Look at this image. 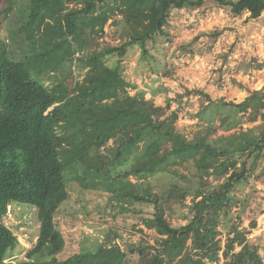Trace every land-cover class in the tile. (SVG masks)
Wrapping results in <instances>:
<instances>
[{"label":"trees","instance_id":"trees-1","mask_svg":"<svg viewBox=\"0 0 264 264\" xmlns=\"http://www.w3.org/2000/svg\"><path fill=\"white\" fill-rule=\"evenodd\" d=\"M207 1L29 0L11 8L15 26H0V264L24 250L6 222L16 204L35 207L40 223L36 242L16 264H264L259 245L249 238L264 203L256 185L264 177V170L258 174L264 86L249 90L234 81L249 92L241 102L186 89L187 95L203 97L196 116L209 122L189 138L177 128L173 98L157 105L155 93L147 98L138 83L153 75L177 76L167 55L175 44L172 15ZM211 1L235 17L254 20L264 14V0ZM7 31L20 38L23 56L3 38ZM223 32H200L176 48L203 54ZM202 36L208 38L205 49L199 46ZM256 67L264 69V62ZM240 69L247 71L248 64ZM244 117L262 122L211 138L219 129L238 127ZM216 118L219 124H213ZM159 172L191 180L181 185L149 179ZM73 182L110 192L114 209L153 206L143 221L157 233L155 244L123 249L113 232L95 250L61 258L67 240L56 212L70 198ZM247 183L251 192L237 195ZM175 203L189 207L184 225H174L168 216ZM247 211L250 229L242 227Z\"/></svg>","mask_w":264,"mask_h":264},{"label":"rangeland","instance_id":"rangeland-1","mask_svg":"<svg viewBox=\"0 0 264 264\" xmlns=\"http://www.w3.org/2000/svg\"><path fill=\"white\" fill-rule=\"evenodd\" d=\"M27 2L29 0H0V26L4 24L7 28L14 27L15 13L10 14L11 8L13 10L19 4L25 5ZM62 5L58 3L56 7H62ZM20 12L21 10L18 14ZM254 27L258 30L257 34L260 36L258 38L251 37L250 31ZM216 28L224 29V32L211 51L190 56L180 53L176 48L177 43L190 40L200 32H209ZM262 28H264V14L254 20L247 19V15L235 17L228 9L217 6L211 0L197 10L174 11L169 30L175 36V44L167 51V55L170 63H174L176 67L177 76L166 79L153 75L143 80L139 79L138 83L142 89L146 90L147 98H151L155 93L154 99L157 105H165L168 97L173 98L171 109L179 112L177 128L192 138L199 128L206 127L209 122L199 120L196 116L197 111L203 106V97L198 94L187 95L186 89H202L217 101L241 102L248 96V90L241 88L234 81L242 83L249 90L261 89L264 86V71L259 72L256 67L257 64L264 62V33L260 31ZM2 35L3 38L10 40L9 47L16 51L15 54L18 57L22 53L19 49L21 41L18 35L9 31ZM207 44L208 38L202 36L199 46L205 49ZM20 56H23V53ZM246 64H248L247 71L240 69ZM237 74H243L247 80L243 83L242 79L236 78ZM159 86L168 87V94L164 90H159ZM219 122V118H216L213 124H219ZM261 122V119L257 122H249L244 117L243 123L238 127L229 131L219 129L211 134V138L228 135L241 128L248 129ZM126 169L128 167L124 168ZM180 170L185 174L188 173V169L184 167ZM263 170L264 158L260 162L258 174ZM132 179L136 181L135 178L132 177ZM149 179L154 182H176L181 185L188 184L191 180L183 178L176 172H159ZM250 183H253V179H250ZM256 185L264 194V177L257 180ZM241 187L243 191H237V195L246 196L251 192V186H248V183ZM69 189L70 198L56 212L57 225L67 240L66 248L60 254L61 258H66L77 251L95 250L106 234L113 232L118 233L117 243L123 249L140 242L155 244L158 238L157 233L143 221V217L149 216L153 211V206L136 203L129 207L130 211H122L110 205V192L103 188H85L78 182H73ZM190 202L191 197L186 203L190 204ZM254 206L255 204L252 205ZM9 209H11V216L8 215L6 222L18 235L24 247V250L15 251L13 257L7 260L9 264H16L25 259L26 249L36 242L40 223L37 210L33 206L16 204ZM248 214L247 211L244 215L242 227L250 229L252 217ZM189 215V207L179 203H175L172 209L168 210L170 220L177 226L186 224ZM255 215L257 226L250 230L249 238L251 242L259 245L260 252L264 256V203Z\"/></svg>","mask_w":264,"mask_h":264},{"label":"crops","instance_id":"crops-1","mask_svg":"<svg viewBox=\"0 0 264 264\" xmlns=\"http://www.w3.org/2000/svg\"><path fill=\"white\" fill-rule=\"evenodd\" d=\"M260 31H262L263 33H264V28H262ZM250 33H252V35H251V37H255V38H258V37H260V36H258L259 34H257L258 33V30H257V28L256 27H254L253 29H252V31H250ZM262 71H264V69H259V72H262ZM236 78L238 79V80H243V83L245 82V80H247L246 78V76H244L243 74H237V76H236ZM165 79V78H164ZM167 79V78H166ZM248 81H249V75H248ZM248 94H249V92H248ZM161 98V97H160Z\"/></svg>","mask_w":264,"mask_h":264},{"label":"built area","instance_id":"built-area-1","mask_svg":"<svg viewBox=\"0 0 264 264\" xmlns=\"http://www.w3.org/2000/svg\"><path fill=\"white\" fill-rule=\"evenodd\" d=\"M10 211H11V209H9V211H8L9 216H11Z\"/></svg>","mask_w":264,"mask_h":264}]
</instances>
